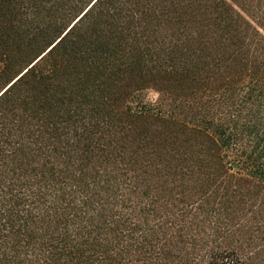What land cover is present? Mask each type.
Here are the masks:
<instances>
[{
	"label": "trees",
	"instance_id": "trees-1",
	"mask_svg": "<svg viewBox=\"0 0 264 264\" xmlns=\"http://www.w3.org/2000/svg\"><path fill=\"white\" fill-rule=\"evenodd\" d=\"M0 264H264V0H0Z\"/></svg>",
	"mask_w": 264,
	"mask_h": 264
},
{
	"label": "rangeland",
	"instance_id": "rangeland-1",
	"mask_svg": "<svg viewBox=\"0 0 264 264\" xmlns=\"http://www.w3.org/2000/svg\"><path fill=\"white\" fill-rule=\"evenodd\" d=\"M156 97V93L154 91L148 92V99L154 100Z\"/></svg>",
	"mask_w": 264,
	"mask_h": 264
}]
</instances>
